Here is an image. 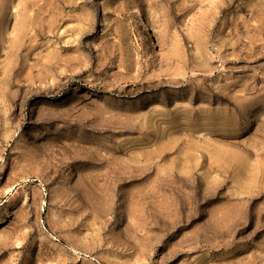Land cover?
<instances>
[{
	"label": "rangeland",
	"instance_id": "rangeland-1",
	"mask_svg": "<svg viewBox=\"0 0 264 264\" xmlns=\"http://www.w3.org/2000/svg\"><path fill=\"white\" fill-rule=\"evenodd\" d=\"M0 264H264V0H0Z\"/></svg>",
	"mask_w": 264,
	"mask_h": 264
}]
</instances>
